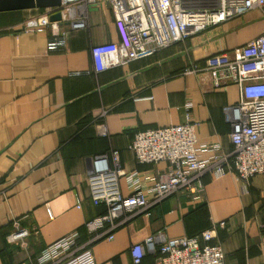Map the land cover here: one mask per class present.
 <instances>
[{"label": "crops", "instance_id": "obj_1", "mask_svg": "<svg viewBox=\"0 0 264 264\" xmlns=\"http://www.w3.org/2000/svg\"><path fill=\"white\" fill-rule=\"evenodd\" d=\"M21 12L0 13V264H38L48 245L75 231L80 243L87 242L86 222L106 212L89 194L92 159L118 149L125 172L155 176L166 164H138L129 146L140 131L184 123L188 102L199 123V143L219 142L221 153L232 152L235 119L224 109L239 102V87L228 83L214 89L204 74L188 70L203 68L210 55H232L263 35L264 9L99 74L92 46L118 40L106 0L89 6L86 29L63 25L68 45L58 52L47 50L50 31L15 28L38 11ZM101 123L107 125L106 137L99 134ZM204 181L203 201L185 195L166 199L150 216L117 229L112 241L94 242L97 264H133L131 246L159 231L170 238L196 236L222 221L228 226L218 229L215 241L224 247L227 264H264V175L247 186L233 172L219 179L208 174ZM121 187L130 193L123 178ZM14 219L39 229L26 247L7 242ZM156 259L147 252L143 264H156Z\"/></svg>", "mask_w": 264, "mask_h": 264}, {"label": "built area", "instance_id": "obj_2", "mask_svg": "<svg viewBox=\"0 0 264 264\" xmlns=\"http://www.w3.org/2000/svg\"><path fill=\"white\" fill-rule=\"evenodd\" d=\"M62 1L63 21L72 30H84L89 6L100 0ZM106 1L114 15L118 40L92 46L96 74L155 56L249 11L264 9V0ZM58 11L57 8L38 11L14 27L50 31L47 50L64 51L68 45L67 31L60 22L50 21V16ZM188 71L204 74L214 89L228 83L239 87V102L224 109L228 117L234 114L235 119L230 135L232 152L221 153L219 142L199 143V123L192 117V103L188 102L184 123L140 131L129 146L138 164H166L155 176L137 170L125 172L118 149L92 159L87 179L89 194L93 204L104 206L106 212L86 222L87 242L80 243L79 233L75 231L48 245L37 257L38 264H97L91 248L94 242L112 241L117 229L140 215L150 216L153 207L166 199H181L185 195L194 202L203 201L206 175L219 179L233 172L242 186L264 175V34L234 49L232 55H210L203 68L194 66ZM98 130L102 136L109 135L106 123H101ZM204 152L211 155L205 158ZM122 178L130 191L128 194L122 190ZM146 181L152 184L147 185ZM227 226L222 221L196 236L174 238L159 231L131 246L132 263L143 264L149 252L157 254L156 264H227L224 247L215 241L218 229ZM38 232V227L27 228L14 219L7 242L26 247L27 239Z\"/></svg>", "mask_w": 264, "mask_h": 264}, {"label": "water", "instance_id": "obj_3", "mask_svg": "<svg viewBox=\"0 0 264 264\" xmlns=\"http://www.w3.org/2000/svg\"><path fill=\"white\" fill-rule=\"evenodd\" d=\"M49 8L59 9L58 12L50 16L51 22H60L62 25H68V23L63 21L62 0H0V13Z\"/></svg>", "mask_w": 264, "mask_h": 264}, {"label": "trees", "instance_id": "obj_4", "mask_svg": "<svg viewBox=\"0 0 264 264\" xmlns=\"http://www.w3.org/2000/svg\"><path fill=\"white\" fill-rule=\"evenodd\" d=\"M33 10H37V11H43L44 9H33ZM6 14H11V13H13V14H16V15H20L22 12L21 11H12V12H5ZM99 207V206H98ZM101 207H104V206H101ZM105 208V207H104ZM105 210H106V208H105ZM105 213V211L103 212V213H100L99 215H101V214H104Z\"/></svg>", "mask_w": 264, "mask_h": 264}]
</instances>
